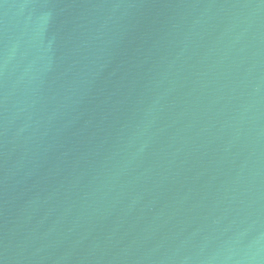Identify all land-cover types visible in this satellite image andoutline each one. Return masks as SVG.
<instances>
[{"label":"water","instance_id":"water-1","mask_svg":"<svg viewBox=\"0 0 264 264\" xmlns=\"http://www.w3.org/2000/svg\"><path fill=\"white\" fill-rule=\"evenodd\" d=\"M0 264H264V0H0Z\"/></svg>","mask_w":264,"mask_h":264}]
</instances>
